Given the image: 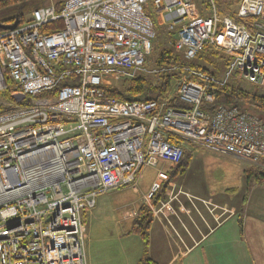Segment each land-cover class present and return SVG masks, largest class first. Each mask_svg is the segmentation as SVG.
<instances>
[{"label": "built area", "instance_id": "2783aa9c", "mask_svg": "<svg viewBox=\"0 0 264 264\" xmlns=\"http://www.w3.org/2000/svg\"><path fill=\"white\" fill-rule=\"evenodd\" d=\"M42 1L28 23L0 27V264H87L83 216L97 194L134 184L160 160L178 165L189 143L264 168V119L200 107L234 75L264 88V0ZM157 23L186 61L205 45L230 57L224 80L185 68L176 97L189 107L106 90L148 70Z\"/></svg>", "mask_w": 264, "mask_h": 264}, {"label": "crops", "instance_id": "0c3cea01", "mask_svg": "<svg viewBox=\"0 0 264 264\" xmlns=\"http://www.w3.org/2000/svg\"><path fill=\"white\" fill-rule=\"evenodd\" d=\"M184 151L191 159L181 175H174L177 165L160 160L142 169L134 184L105 191L109 203L104 192L97 194L85 211L87 264L139 262L144 241L131 230L140 207L154 199L148 255L156 264H264V178L252 175L264 168L206 144L189 143ZM209 163L220 164L228 176L236 172L239 180L231 175L225 186H211L204 172ZM104 220L108 224L101 226ZM92 223L98 228L93 233Z\"/></svg>", "mask_w": 264, "mask_h": 264}, {"label": "trees", "instance_id": "16d2710c", "mask_svg": "<svg viewBox=\"0 0 264 264\" xmlns=\"http://www.w3.org/2000/svg\"><path fill=\"white\" fill-rule=\"evenodd\" d=\"M19 0H5L0 2V7L7 6L9 4H12ZM39 6V5H38ZM61 9V6L58 8V10ZM20 20L22 21L23 14L20 11ZM16 16V15H15ZM15 16L9 17L7 19H3L2 23H11L14 21ZM60 24V23H57ZM56 25V24H55ZM54 24H48L45 25L44 30L49 31L53 29ZM218 54L222 58V62H224L226 65L229 64L230 57L224 54L223 52L219 50H215L209 45H205L203 49L198 53L196 58H194L192 61H189L190 64L195 67L204 70L205 72H208L210 74H213L216 76L217 71L210 70L206 68L204 65L200 63L201 59H204L205 61L209 59L210 55ZM178 60H182V56L179 54H174L172 50H163L160 52L157 62L159 65L162 64H169L177 62ZM217 77V76H216ZM160 78V84H154L153 79H151L149 76L145 74H140L130 80H125L126 83L124 84L123 88H118L117 86H107L106 90L109 94L118 97L120 99L124 100H148L152 97H158L159 99H163L167 93L170 90V86L173 80L179 78V73L172 72L168 74H162ZM252 89L245 88L241 85V83H235L233 81H229L226 84L222 86H218L215 91V100L213 103L203 102L201 104V108L212 112L217 106L221 104H225L227 106H238L241 109L249 110L258 116H260L262 119H264V92H262L261 87L255 84H252ZM50 94H54V91H42L37 96L43 97ZM31 102V99H27L23 102V104H29ZM170 106L175 107H189L184 102H181L180 100L174 98ZM191 154L184 152V155L182 156L180 162L178 163L175 174H183L186 169L188 168V165L190 163ZM252 175H256L258 180H262L264 178L263 173H255ZM251 172H248V178H250ZM156 201L153 200L152 203H149L148 205H143L140 207L138 216L135 218L132 226V233L139 234L144 241V256L143 258L137 262L136 264H156L148 255V249H149V228L152 221L151 218V212L153 209V206H155ZM85 216L84 213V223H85Z\"/></svg>", "mask_w": 264, "mask_h": 264}, {"label": "rangeland", "instance_id": "374dc122", "mask_svg": "<svg viewBox=\"0 0 264 264\" xmlns=\"http://www.w3.org/2000/svg\"><path fill=\"white\" fill-rule=\"evenodd\" d=\"M196 2L198 3L199 6L201 5V0H196ZM46 3H48V1L42 2L41 0H19L7 6L0 7V21H2L3 19H7L9 17L15 16L17 13L21 11L23 14L22 24H26L29 22L32 16V11L38 5H43ZM146 10L149 14L154 16V12L151 10V7L149 5L146 6ZM203 10L207 12V10H205L204 8ZM156 31H157V35L153 39V46H154L153 51L151 52V54L147 55L146 69L148 70L141 74H145L149 76L151 79H153L154 84L158 85L160 84L159 77H161L162 74L164 75V74H168L172 72L179 73V78L172 81L170 90L165 96V97L170 96L172 97V100H173L174 98H176V90H177L180 80L185 77L190 76V73H189L190 71L187 72L185 68L186 67L195 68V67H193L189 61H186L183 58V56L179 52L176 51L175 44H174L175 38L173 34L169 31L167 24L157 23ZM163 50H172L174 54L181 55L182 60H178L177 62H174V63L159 65L157 62V58L160 52H162ZM222 61L223 60L220 55L213 54V55H210L209 59L206 61L204 59H201L200 63L210 70L217 71L216 72L217 78H219L220 80H224L228 64L226 65ZM125 80H130V79L112 78L111 85L109 86H117L118 88H123L124 84L126 83ZM229 81H233L235 83H241L243 87L248 88V89H252V86H253L252 85L253 83L247 80H243L239 74L232 76V78H230L228 82ZM261 90L262 92H264V88H261ZM221 168L222 166L217 163H209L208 165L205 166V169H204V172L206 175L205 180L208 184H210L211 186H217L221 188L222 186H225L226 183L231 182L230 179L234 178L235 181L239 180V178L235 175L236 172L231 173V175L233 176V178H231L232 176L231 175L228 176L224 174V171ZM106 192L101 193V194H106ZM105 197H104V200H106V202L109 203L110 201L109 197H111L110 194H106ZM96 199L98 200L97 197ZM85 214H86L85 223L87 224L88 213L86 212ZM106 218L110 219L108 216ZM106 224H108V222H105L104 220V222L101 223L100 225L105 226ZM95 229L98 230V228H95L94 224L92 223L91 229L88 228V232L92 230V233H93L95 232Z\"/></svg>", "mask_w": 264, "mask_h": 264}, {"label": "water", "instance_id": "95a60500", "mask_svg": "<svg viewBox=\"0 0 264 264\" xmlns=\"http://www.w3.org/2000/svg\"><path fill=\"white\" fill-rule=\"evenodd\" d=\"M20 22H21L20 14L17 13L13 22H11V23H2V22H0V27L5 29V30L14 29L20 24ZM15 97H16V99L18 101H22V99H24L25 95L23 93H18V94L15 95Z\"/></svg>", "mask_w": 264, "mask_h": 264}]
</instances>
